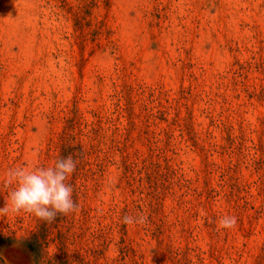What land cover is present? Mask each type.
<instances>
[{"label":"rangeland","instance_id":"374dc122","mask_svg":"<svg viewBox=\"0 0 264 264\" xmlns=\"http://www.w3.org/2000/svg\"><path fill=\"white\" fill-rule=\"evenodd\" d=\"M68 155L78 211L0 214V264H264V0H0V208Z\"/></svg>","mask_w":264,"mask_h":264},{"label":"clouds","instance_id":"9594fccd","mask_svg":"<svg viewBox=\"0 0 264 264\" xmlns=\"http://www.w3.org/2000/svg\"><path fill=\"white\" fill-rule=\"evenodd\" d=\"M77 163L72 155L62 157L52 167H37L28 170L24 167L9 168L4 185L9 189L6 206L0 208V214H33L42 221L51 223L59 215H68L78 211L79 204L73 198V188L66 183L75 172ZM10 202V203H9ZM147 217L142 213L125 214V225L143 224ZM219 227L232 229L237 220L235 216L225 215L219 220Z\"/></svg>","mask_w":264,"mask_h":264}]
</instances>
